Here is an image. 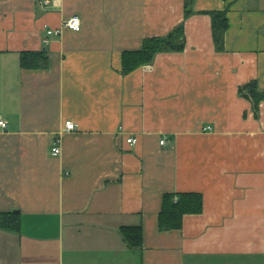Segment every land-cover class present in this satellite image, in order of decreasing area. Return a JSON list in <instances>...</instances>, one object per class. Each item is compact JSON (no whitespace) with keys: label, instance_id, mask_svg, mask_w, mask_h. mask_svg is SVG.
<instances>
[{"label":"crops","instance_id":"crops-1","mask_svg":"<svg viewBox=\"0 0 264 264\" xmlns=\"http://www.w3.org/2000/svg\"><path fill=\"white\" fill-rule=\"evenodd\" d=\"M39 1L0 0V214L20 217L0 264H264V100L255 116L238 94L264 92V0ZM211 11H226L221 51ZM180 24L182 51L122 73L123 52ZM184 192L202 211L160 230L163 194Z\"/></svg>","mask_w":264,"mask_h":264},{"label":"trees","instance_id":"trees-1","mask_svg":"<svg viewBox=\"0 0 264 264\" xmlns=\"http://www.w3.org/2000/svg\"><path fill=\"white\" fill-rule=\"evenodd\" d=\"M188 1L185 2L184 15L189 13ZM211 17L212 37L215 49H223V35L228 25L226 11L208 12ZM184 48V27L180 24L167 35L150 37L143 40L141 48L136 51L123 52L121 55V71L126 74L134 69L149 64L160 52H180ZM47 56L40 53L22 52L20 66L25 69L45 67ZM238 94L251 102L255 116L258 115V105L264 100V92L257 90L254 81L238 88ZM202 197L199 193H165L162 196L161 210L158 214V228L160 230L179 229L182 218L186 214H198L202 211ZM20 227V217L17 212L0 214V228L17 232ZM122 237L129 248H137L142 244V233L139 228L127 227L122 229Z\"/></svg>","mask_w":264,"mask_h":264},{"label":"built area","instance_id":"built-area-1","mask_svg":"<svg viewBox=\"0 0 264 264\" xmlns=\"http://www.w3.org/2000/svg\"><path fill=\"white\" fill-rule=\"evenodd\" d=\"M40 4L44 5V6H48V0H41L39 1ZM63 26L69 30H72L74 32H77L80 30L81 27V22L79 17L77 16H71L70 18H68L67 20H65ZM56 34V32H55ZM0 127L1 128H5L6 127V122L3 120H0ZM76 129V126L74 124V122H72L71 120H66L63 122V131L65 132H71L74 131ZM127 142L129 144H134L135 143V139L133 138H128ZM161 143H163V141H161ZM61 152V148H60V139L59 138H55V140L52 142L51 148H50V154L52 156H58Z\"/></svg>","mask_w":264,"mask_h":264}]
</instances>
